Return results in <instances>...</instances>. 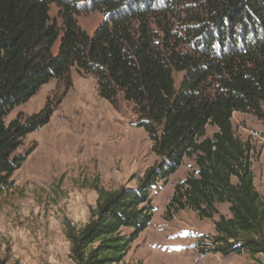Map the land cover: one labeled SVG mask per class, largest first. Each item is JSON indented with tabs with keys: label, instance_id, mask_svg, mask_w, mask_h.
I'll return each mask as SVG.
<instances>
[{
	"label": "trees",
	"instance_id": "16d2710c",
	"mask_svg": "<svg viewBox=\"0 0 264 264\" xmlns=\"http://www.w3.org/2000/svg\"><path fill=\"white\" fill-rule=\"evenodd\" d=\"M91 8L104 19L89 34L76 16ZM73 66L93 75L114 107L120 99L132 104L161 158L136 188L105 189L96 179L88 221L65 226L75 264L121 262L151 220V186L185 157L196 169L175 186L167 211L188 207L212 218L217 204H228L229 216L213 222L215 235L201 253H264L252 146L232 124L235 111L264 119V0H0V198L25 160L15 153L22 139L48 123L61 99H47L25 118L5 117L51 79L64 83L65 94ZM174 72H182L178 85ZM207 125L217 128L211 136Z\"/></svg>",
	"mask_w": 264,
	"mask_h": 264
},
{
	"label": "rangeland",
	"instance_id": "374dc122",
	"mask_svg": "<svg viewBox=\"0 0 264 264\" xmlns=\"http://www.w3.org/2000/svg\"><path fill=\"white\" fill-rule=\"evenodd\" d=\"M57 13L51 4L50 17L57 18ZM76 19L92 34L104 16L91 8ZM70 76L72 85L65 94L64 83L51 79L5 117L6 123L18 113L25 118L47 99L54 104L61 99L48 123L28 133L15 151L25 160L12 174L13 186L0 198V258L6 264H75L65 226L77 229L88 221L97 198L92 187L96 179L105 189L136 188L138 177L160 162L148 134L137 125L131 103L120 99L114 107L99 96L95 77L79 74L74 66ZM181 76L182 72H174L176 85ZM232 124L235 134L252 146L251 164L260 189L264 119L235 111ZM216 130L207 125L206 136ZM195 169L194 158L185 157L166 181L158 179L151 186V220L118 264H264V253L222 255L199 250L209 246L219 215L229 216L227 203L217 204L218 213L212 218L200 219L188 207L167 211L175 186Z\"/></svg>",
	"mask_w": 264,
	"mask_h": 264
},
{
	"label": "crops",
	"instance_id": "0c3cea01",
	"mask_svg": "<svg viewBox=\"0 0 264 264\" xmlns=\"http://www.w3.org/2000/svg\"><path fill=\"white\" fill-rule=\"evenodd\" d=\"M252 171H253V167H252ZM255 172L253 171V175H254V185H255V181H256V176H255V174H254ZM262 184V183H261ZM255 187H256V185H255ZM256 189L263 195L264 194V187L262 186V188H257L256 187Z\"/></svg>",
	"mask_w": 264,
	"mask_h": 264
}]
</instances>
